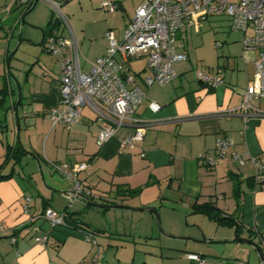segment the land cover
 I'll list each match as a JSON object with an SVG mask.
<instances>
[{
  "label": "crops",
  "instance_id": "crops-1",
  "mask_svg": "<svg viewBox=\"0 0 264 264\" xmlns=\"http://www.w3.org/2000/svg\"><path fill=\"white\" fill-rule=\"evenodd\" d=\"M114 3L116 10L123 7L118 0ZM134 13L135 10L125 20L124 27ZM219 16L226 15L209 17ZM209 17L197 19L193 26L180 31L178 50L188 58L175 63V79L148 87L143 81L148 74L145 63L139 73L135 72L136 84L146 91V97L137 110L144 139L133 148L120 144L122 137L136 129L133 125L121 127L99 146L97 136L103 118L89 104L71 128L53 125L51 112L59 104L61 65L44 47L52 56L44 55L43 61L41 56L38 58L42 62L41 76H31L34 66L30 68L25 76L30 82L28 87L17 77L16 84H12L11 78H2L0 73V167L9 146L21 145L27 151L18 164L10 161L6 166L4 172H12V176L0 180V264H192L185 256L188 252L216 264H264V188L254 180L256 167L251 160H264V100L253 99L247 111L241 107L258 51L244 52V33L234 29L231 20L230 33L223 42L214 40L219 46L213 42L224 50L216 59L208 60L205 68L214 71L221 67L224 82L210 87L197 75H187L191 64L182 40L188 32H201ZM109 30L112 29L106 33ZM114 33L117 39L123 38ZM2 37H8L4 26ZM106 40L99 56L107 50V37ZM131 67L133 70L132 62ZM150 102L158 103L159 111H152ZM219 137H230L233 144L215 167L209 168L199 157L214 155ZM234 152L245 158L243 165L233 160ZM54 163H87L88 168L74 177L89 194L72 199L74 180L56 170ZM33 173H39L41 179L32 183ZM127 189L140 191L128 195L124 192ZM27 197L31 202L25 213ZM87 198L97 206L87 208ZM207 201L222 209L226 217L237 219L242 225L240 239L235 237L238 225H219L204 214L192 213L195 202ZM102 204L107 208L99 206ZM48 208L73 214L84 225L51 227L40 217ZM117 208L146 214L163 208L159 231L153 217L144 230L157 240L146 243L148 248L140 247L139 253V242L135 240L131 256L121 253L123 245L112 249V233L96 226L87 216L99 211L105 219ZM184 222L191 223L190 230L181 229ZM42 234L49 236L46 245L34 239Z\"/></svg>",
  "mask_w": 264,
  "mask_h": 264
},
{
  "label": "built area",
  "instance_id": "built-area-1",
  "mask_svg": "<svg viewBox=\"0 0 264 264\" xmlns=\"http://www.w3.org/2000/svg\"><path fill=\"white\" fill-rule=\"evenodd\" d=\"M35 1L12 0L9 5L2 7L0 0V12L10 13L15 4L27 7ZM53 6L59 13L56 20L62 23L68 34L54 30L45 41L46 49L57 57L61 65L59 104L52 109L51 120L53 125L61 124L71 128L79 122L83 107L91 105L103 118L97 136L99 146L127 125H133L136 129L120 139L122 147L133 148L144 139L142 120L137 110L146 97V91L136 84L137 74L132 72L131 62L145 59L148 74L143 77V81L148 87L162 86L172 81L177 76L175 63L188 58L185 52L178 50L180 31L193 26L197 19L211 15L228 16L232 20V27L244 33V52L258 51L253 77L244 92L241 107L247 111L252 108L253 99L264 100V0H142L126 25L123 38L117 39L114 31L109 30L106 33L109 44L105 54L90 62L87 71L82 68L79 44L69 18L59 10L58 4L54 3ZM103 7L114 12L117 4L104 1ZM3 22L0 19V38ZM214 45L219 46V43L215 41ZM197 78L210 87H217L224 82V70L221 67L214 71L201 70L197 72ZM149 107L155 112L161 108L156 102H150ZM232 144L230 137H219L214 155L201 154L200 162L214 168ZM233 160L239 165L246 162L244 157L235 152ZM251 160L256 167L254 180L264 188V160L257 157H251ZM53 166L74 180L70 193L72 199L89 194L74 177L75 173L88 168L87 163L73 166L54 163ZM30 202L31 198L27 197L23 206L25 213L29 212ZM41 216L49 221L51 227L66 224V214L51 208L46 209ZM0 229H3L2 223ZM34 239L46 245L49 236L35 235ZM12 241L15 242L16 238L13 237ZM185 256L192 264H216L194 252H188ZM82 264H93V261H84Z\"/></svg>",
  "mask_w": 264,
  "mask_h": 264
},
{
  "label": "rangeland",
  "instance_id": "rangeland-1",
  "mask_svg": "<svg viewBox=\"0 0 264 264\" xmlns=\"http://www.w3.org/2000/svg\"><path fill=\"white\" fill-rule=\"evenodd\" d=\"M104 1L114 2L117 0H37L35 6L27 13H25L26 6H18V4L12 7L10 13L1 11L0 19L4 20V28L8 32V37L0 38V73L2 78H11L10 82L16 84L15 77H17L21 83L28 87L30 82L25 79V76L29 70L31 72L30 68L34 66L31 76L42 75L39 66L44 60V55L52 56L44 50L41 42L43 29H48L50 18L52 17L55 21L59 14L53 6L54 3L58 4L59 10L69 18L79 44L82 65L87 71L91 66L90 62H94L103 50L107 41L106 31L111 28L119 37H122L125 30V20L128 19L129 15H132L141 0H118L123 4V7L114 12L103 7ZM11 2L12 0H1L2 7ZM229 19L226 16L209 17L201 32H188L185 35L182 42L189 52L191 64V69H188L191 71H188L187 75L193 77L197 75L198 71L205 70L208 60L216 59L218 54L224 50L223 48H216L213 42L214 40L223 42L226 34L230 33L231 19ZM55 30L65 35L68 34L62 23H57ZM230 41L232 42L231 39ZM40 56L41 61L38 59ZM7 58L10 59V63H8ZM143 59L132 61L134 66L132 72H140L145 63V59ZM48 60L54 62L49 58ZM138 81L142 82L141 78ZM85 108L88 109V107ZM39 179H41L39 173L32 174V183ZM161 209L157 213L146 214V212H128L125 209L117 208L114 212H110L105 219H103L101 212L91 211L87 219L94 222L96 226L107 230V233H112L111 242L114 244L112 249L115 250L117 244L123 245L120 250L121 253H127L131 256L135 252V240L139 242L137 245L139 248L136 251L138 253L140 247L148 248L146 243L157 240L148 237L144 230L148 229V219L153 217L156 229L159 231L162 226L160 213H165V210ZM168 213L169 217H172L171 212ZM187 223L184 222L185 225L182 223L181 229L190 230L191 223Z\"/></svg>",
  "mask_w": 264,
  "mask_h": 264
},
{
  "label": "trees",
  "instance_id": "trees-1",
  "mask_svg": "<svg viewBox=\"0 0 264 264\" xmlns=\"http://www.w3.org/2000/svg\"><path fill=\"white\" fill-rule=\"evenodd\" d=\"M35 3H36V1L34 3L28 5L26 7L25 13L30 11L35 6ZM23 20H24V15H23ZM57 23H58V21L57 20L53 21V18L51 17L49 24H48V29H43V42L41 44L44 46L45 49H46L45 41H46L47 37L50 36L53 33V31L55 30V26ZM26 153H27V151L21 145L8 147V152L6 154L5 161L0 167V180L7 179V178L12 176V172L11 173H5L4 172L8 163L10 161H12L13 165L18 164ZM139 191H140V189H127L124 192H125V194H128V195H134V194L139 193ZM91 206H97V204L90 201L88 203L87 208H90ZM99 206L103 207L104 209L107 208V206L103 205V204L99 205ZM153 210H156V208H153ZM191 210H192V213H201V214L208 216L210 219L216 221L219 225H228V226L238 225V227H239L238 232L242 228V225L237 221V219H234L232 217H226L223 214L222 209H220L218 206H216L213 202H210V201L202 202V203L195 202L191 206ZM65 221L68 225L74 226V227H78L79 224L84 225V222L73 218V214L72 215H66ZM87 228H89V227H87Z\"/></svg>",
  "mask_w": 264,
  "mask_h": 264
},
{
  "label": "water",
  "instance_id": "water-1",
  "mask_svg": "<svg viewBox=\"0 0 264 264\" xmlns=\"http://www.w3.org/2000/svg\"><path fill=\"white\" fill-rule=\"evenodd\" d=\"M87 200H88V203H89L90 202L89 198H87ZM40 217H42V216L40 215ZM238 228H239L238 226H236V228H235V237L240 239V237L238 235Z\"/></svg>",
  "mask_w": 264,
  "mask_h": 264
}]
</instances>
